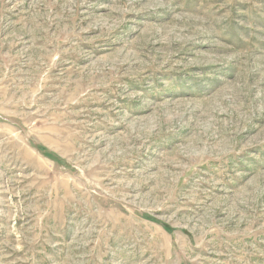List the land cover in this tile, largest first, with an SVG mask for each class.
I'll use <instances>...</instances> for the list:
<instances>
[{
  "label": "rangeland",
  "instance_id": "obj_1",
  "mask_svg": "<svg viewBox=\"0 0 264 264\" xmlns=\"http://www.w3.org/2000/svg\"><path fill=\"white\" fill-rule=\"evenodd\" d=\"M0 264H264V0H0Z\"/></svg>",
  "mask_w": 264,
  "mask_h": 264
}]
</instances>
